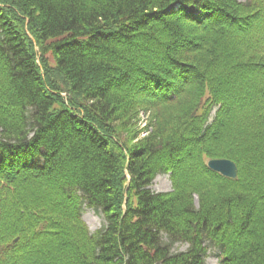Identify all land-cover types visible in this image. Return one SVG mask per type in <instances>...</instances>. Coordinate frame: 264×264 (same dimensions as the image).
Masks as SVG:
<instances>
[{"label": "trees", "instance_id": "trees-1", "mask_svg": "<svg viewBox=\"0 0 264 264\" xmlns=\"http://www.w3.org/2000/svg\"><path fill=\"white\" fill-rule=\"evenodd\" d=\"M212 250L264 264V0H0V264Z\"/></svg>", "mask_w": 264, "mask_h": 264}, {"label": "rangeland", "instance_id": "rangeland-1", "mask_svg": "<svg viewBox=\"0 0 264 264\" xmlns=\"http://www.w3.org/2000/svg\"><path fill=\"white\" fill-rule=\"evenodd\" d=\"M154 191H170L172 189V181L169 174L158 175L152 185ZM197 201V200H196ZM198 202V201H197ZM86 223L92 232L98 231L104 224V218L91 208H86L83 215ZM186 247H180L185 249ZM217 250H212L206 260V264H221V259L217 255Z\"/></svg>", "mask_w": 264, "mask_h": 264}, {"label": "water", "instance_id": "water-1", "mask_svg": "<svg viewBox=\"0 0 264 264\" xmlns=\"http://www.w3.org/2000/svg\"><path fill=\"white\" fill-rule=\"evenodd\" d=\"M209 166L232 178H235L238 175V167L236 163L228 159H213L209 162Z\"/></svg>", "mask_w": 264, "mask_h": 264}]
</instances>
